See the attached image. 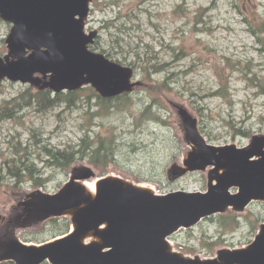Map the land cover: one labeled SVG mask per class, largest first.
<instances>
[{
	"label": "rangeland",
	"instance_id": "374dc122",
	"mask_svg": "<svg viewBox=\"0 0 264 264\" xmlns=\"http://www.w3.org/2000/svg\"><path fill=\"white\" fill-rule=\"evenodd\" d=\"M118 15L121 19L115 22ZM263 24L264 0H94L84 31H97L101 41L97 49L89 47L90 51L123 66L130 67L128 63L132 61L144 67L145 63L136 61L135 54L145 61L144 48L149 46V57L169 63L173 92H149L146 84L162 82L166 72L146 80L138 69L135 81L141 85L128 95L130 106L93 117L91 113L97 112L99 99L89 86L76 91L80 98L75 107L62 104L47 109L46 104H37L31 98L36 88L0 82V228L20 212L18 203L27 193H56L68 181L72 167L79 165L91 167L96 178L118 176L150 186L159 195L205 192L206 173H190L176 181L168 176L169 166L181 164L188 150L181 122L170 103L183 105L198 120L201 134L212 146L234 144L242 148L253 135H264ZM9 30L10 25L0 21V57L7 54L5 39ZM226 84V92L212 96ZM28 88V95L22 96ZM14 98L15 104H6ZM160 103L162 106H158ZM149 105L165 123L137 120ZM85 133L90 142L96 137L113 138L114 156L106 166L96 168L84 160L68 169L46 167L43 146L61 150L76 147ZM26 156L34 170L40 172L36 176L41 178V185L7 176L10 161ZM96 178L86 181V186L93 188ZM236 191L231 189L232 193ZM61 222L70 225L68 219L48 220L18 230L17 236L23 243H43L63 234L59 233ZM262 223L264 202H254L242 213L228 211L204 219L169 241L175 250L188 256L213 258L220 249L251 243Z\"/></svg>",
	"mask_w": 264,
	"mask_h": 264
},
{
	"label": "water",
	"instance_id": "95a60500",
	"mask_svg": "<svg viewBox=\"0 0 264 264\" xmlns=\"http://www.w3.org/2000/svg\"><path fill=\"white\" fill-rule=\"evenodd\" d=\"M93 0H0V20L10 25L7 54L0 57V82L21 83L54 94L91 87L102 99L130 94L140 85L130 67L89 50L97 31L85 33ZM181 122L188 150L167 173L176 181L206 173V191L159 195L150 187L118 176L96 178L86 165L74 166L54 194L27 193L25 210L0 233V263L12 264H264V223L253 241L223 248L213 258L175 251L168 238L202 220L228 211L242 213L264 202V135L247 146H212L198 120L170 103ZM93 188L85 182L95 179ZM232 188L237 189L231 193ZM66 218L67 234L40 244H26L17 231L50 219Z\"/></svg>",
	"mask_w": 264,
	"mask_h": 264
},
{
	"label": "trees",
	"instance_id": "16d2710c",
	"mask_svg": "<svg viewBox=\"0 0 264 264\" xmlns=\"http://www.w3.org/2000/svg\"><path fill=\"white\" fill-rule=\"evenodd\" d=\"M121 19V17L118 15L115 18V22H118ZM111 20L106 21L104 23L103 28L106 29L107 26L110 24ZM125 24H122L121 27L123 29H126L124 26ZM116 26L113 25V27ZM262 30L264 31V24L262 26ZM255 34L254 32H252ZM101 41V37L97 36L95 40V44L93 47H90L91 50L97 49L99 47V42ZM145 51L143 52V55L145 56V61L141 60L140 54L136 53V61L140 63H145V66L142 67L141 65H137L136 62H129L128 65L133 69L134 73L140 69L142 73L144 74V77L146 80H151V76L155 74H159L161 72H166L165 79L162 82H158L155 84H146L147 89L149 92L153 94H158L163 91L173 92L172 88L169 86L170 81L173 79V74L169 72L170 65L166 62H160L157 57H149L151 53V48L149 46H146ZM101 53L107 54L108 57H110V53L106 50H101ZM116 63H120L119 61H116ZM227 89H229L228 84L225 86L221 85L213 94L212 96L221 95L222 93L226 92ZM31 88H28L26 90V93L22 96L26 97L29 93ZM31 98L38 104H46V108H54L57 106H61L62 104L66 105V107L76 106L78 102H76L77 99H79V93L77 92H66V93H60V94H53L49 90L45 91H38L36 90L35 95L31 96ZM99 102H97L96 107H98L97 112L91 113V116L98 117L102 114H108L110 109H116L117 111L123 110L125 107L130 106L131 102H129L128 94H124L118 98H115L113 100L115 101H121L125 99V102H111L112 100H103L99 98ZM14 102V103H13ZM17 102V98H14L10 102L6 104H15ZM158 106H162L160 103ZM140 119V120H138ZM152 119L153 121H162L159 114H155L152 112L151 106H147L143 111L139 114V117L137 118L138 121L141 120H147ZM135 121L138 123V121ZM165 123V122H164ZM88 133H85L84 137L79 140V144L76 147H68L65 150L57 149V148H47L46 146H43V155L45 158L44 164L46 167H61L64 169H68L72 164H74L77 161H84L86 160L90 165L100 168L106 166L110 161L112 156H114V140L113 138H107L102 139L99 137H96V139L92 142L89 141ZM17 153V152H15ZM36 174H40L39 171L34 170V165L30 162V160L26 157L19 159H12L7 167V176L15 179L17 181H23V179H29L36 183V185H41L42 180L41 178H37ZM223 217V216H221ZM64 221V220H63ZM51 222H56V220H51ZM63 225L62 228L59 230V233H65V231L68 230L69 225L66 222H61Z\"/></svg>",
	"mask_w": 264,
	"mask_h": 264
},
{
	"label": "flooded vegetation",
	"instance_id": "af4514ba",
	"mask_svg": "<svg viewBox=\"0 0 264 264\" xmlns=\"http://www.w3.org/2000/svg\"><path fill=\"white\" fill-rule=\"evenodd\" d=\"M24 213H25V210L20 208V212L18 214H13L14 217L18 218V219H21V218H24Z\"/></svg>",
	"mask_w": 264,
	"mask_h": 264
}]
</instances>
